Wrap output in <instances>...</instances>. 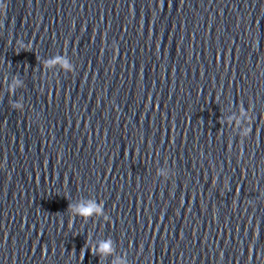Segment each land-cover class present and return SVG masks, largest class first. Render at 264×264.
<instances>
[{
  "label": "water",
  "instance_id": "obj_1",
  "mask_svg": "<svg viewBox=\"0 0 264 264\" xmlns=\"http://www.w3.org/2000/svg\"><path fill=\"white\" fill-rule=\"evenodd\" d=\"M3 3L0 264H264V0Z\"/></svg>",
  "mask_w": 264,
  "mask_h": 264
},
{
  "label": "clouds",
  "instance_id": "obj_2",
  "mask_svg": "<svg viewBox=\"0 0 264 264\" xmlns=\"http://www.w3.org/2000/svg\"><path fill=\"white\" fill-rule=\"evenodd\" d=\"M4 7V3L3 0H0V9H2ZM49 67H52L56 64L61 65L65 70L71 71L73 69V66L65 59V58H54L52 60L47 61ZM19 84L18 80H14L11 83V87L12 88H16V86ZM15 107H21L19 104H15ZM248 118V115L246 112H244L243 110H241V113L239 116L237 117H232L230 119H234L236 124L238 126H241L243 121L246 120ZM240 134L241 135H247L249 132V129L247 127H240ZM69 208L72 211V214L74 216H82V217H89L91 215H95V214H100L102 209L101 207L94 201H89L87 204H83V203H78L76 205H69ZM99 253L102 256H108L111 255L114 251L113 246H112V241L108 240V241H104L102 242L98 249ZM114 264H126L125 260L123 258H117V260L114 262Z\"/></svg>",
  "mask_w": 264,
  "mask_h": 264
}]
</instances>
